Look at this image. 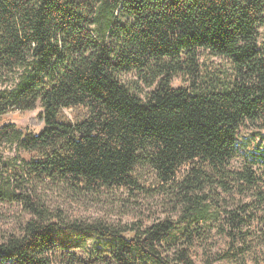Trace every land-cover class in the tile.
Returning a JSON list of instances; mask_svg holds the SVG:
<instances>
[{
    "label": "trees",
    "instance_id": "trees-1",
    "mask_svg": "<svg viewBox=\"0 0 264 264\" xmlns=\"http://www.w3.org/2000/svg\"><path fill=\"white\" fill-rule=\"evenodd\" d=\"M263 26L264 0H0V117L41 108L27 130L0 124V148L50 150L0 168V200L32 215L0 241V264H196L189 249L200 235L191 227L211 208L199 193L215 182L229 190L228 179L246 188L260 181L251 167L228 166L242 126L259 123L264 139ZM201 53L226 59L231 73L199 74ZM186 68L191 87H173ZM129 73L152 88L145 98L124 80ZM77 106L87 118L59 120ZM138 165L156 172L176 210L184 206L181 220L144 228L69 221L24 185L30 172L75 191L137 187ZM228 220L236 242L244 219ZM90 238L98 239L93 250ZM241 239L237 264H247ZM81 248L88 257L74 252Z\"/></svg>",
    "mask_w": 264,
    "mask_h": 264
},
{
    "label": "rangeland",
    "instance_id": "rangeland-1",
    "mask_svg": "<svg viewBox=\"0 0 264 264\" xmlns=\"http://www.w3.org/2000/svg\"><path fill=\"white\" fill-rule=\"evenodd\" d=\"M259 39L264 41V26L259 29ZM189 64H185L188 67ZM197 71L204 76L218 75L225 78L230 74V64L226 59L201 53L198 57ZM177 74L173 81V87H191L192 77L188 68ZM124 80L132 84L135 92L145 98L152 89L146 86V82L140 80L135 73L124 76ZM41 111L40 106L33 110L14 109L0 117V124L14 122L19 129L27 130L33 117ZM89 115V110L83 106L63 108L59 113V120L67 123H77ZM42 126L34 128L39 130ZM263 130L259 123L246 124L239 130L237 137L238 150L230 159L229 169L243 171L251 167L260 178L259 183L253 188H246L241 183L228 179L229 190H224L220 183L208 185L199 193L205 197V202L211 205L209 217L203 222L197 221L191 229L200 235L190 247L189 253L196 264H237L236 256L239 249H243L246 238L249 249L245 250L247 264H264V164L261 160ZM50 150L25 151L16 145H4L0 148V168L5 164L19 161H31L42 159ZM21 167L11 168L10 173H19ZM213 175V181H219L218 175L207 169ZM26 172V171H25ZM7 175V174H6ZM26 187L34 185L46 208L51 213H62L69 221H81L82 223L106 222L116 226L146 227L162 219L179 221L187 212L184 206L176 210L171 194L166 192L156 172L148 165H138L134 170V178L137 187L131 188H102L95 192L75 191L69 184L52 180L48 177H36L27 174ZM16 183V182H15ZM244 185V184H243ZM29 188V187H28ZM257 193H261L258 195ZM230 213H240L243 217V232L236 242L232 241L228 234V218ZM32 218V215L16 201L0 200V241L10 234H20L24 224ZM188 222L183 223L186 225ZM97 238L87 239L86 247L95 249ZM86 249V248H85ZM245 249V248H244ZM75 253L82 257H88L89 252L84 249H76ZM230 254L227 259H218L220 255Z\"/></svg>",
    "mask_w": 264,
    "mask_h": 264
}]
</instances>
